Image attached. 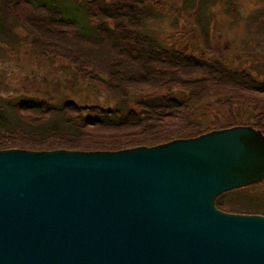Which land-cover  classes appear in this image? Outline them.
I'll list each match as a JSON object with an SVG mask.
<instances>
[{"label": "water", "instance_id": "95a60500", "mask_svg": "<svg viewBox=\"0 0 264 264\" xmlns=\"http://www.w3.org/2000/svg\"><path fill=\"white\" fill-rule=\"evenodd\" d=\"M263 179L247 126L120 152L0 151V264H264V216L214 200Z\"/></svg>", "mask_w": 264, "mask_h": 264}, {"label": "trees", "instance_id": "16d2710c", "mask_svg": "<svg viewBox=\"0 0 264 264\" xmlns=\"http://www.w3.org/2000/svg\"><path fill=\"white\" fill-rule=\"evenodd\" d=\"M210 2L184 0L185 4L183 3L193 11L192 15L204 40L208 38L211 22L207 10ZM82 3L86 9L90 32H85L60 12L34 4L31 0H0V44H5L11 51L26 48L37 56L45 57L50 53H57L58 56L69 59L76 64L77 71L82 72V77L88 83L105 87L106 93L114 99L116 106L105 109L100 106L80 107L64 100L55 104L20 96L1 98L0 136L37 137L40 142L53 137L68 136L76 141L88 129L120 131L131 126H144L145 131H151L153 137L136 142L121 140L117 142H122L118 146H98L87 150L53 149L49 145L39 149H27L28 151L119 152L143 146L154 148L176 140L197 138L210 131L243 127L229 123L208 129L199 121L196 122V119L201 118L195 115L191 119L197 125L192 120H187L192 126L178 131V136H154L157 131L166 128L165 117H171L176 112L182 114L181 111L190 107L191 97L186 99L187 95L173 91L174 88L187 90L192 97L200 95L209 102L222 103H226L222 98V91H215L212 86L223 81H232L237 87L243 86L250 91L264 94V81H258L250 73H239L233 68H227L220 60H204L183 53L174 45L165 46L155 35L146 34L143 31L146 23L164 16L153 0H82ZM17 27L27 31L24 38L16 33ZM50 37H53V41L47 39ZM84 69L90 70L87 72ZM197 74L199 77L195 78ZM207 80H210L207 86L198 84L201 81L205 84L204 81ZM152 86L154 90L151 92L149 90ZM134 93H138L137 96L133 97ZM148 122L147 126L144 125ZM259 125L254 124L251 127L264 135L262 125ZM9 138L7 142L12 141ZM10 149L15 148L0 146V151ZM222 195L224 194L214 199L215 207L219 211L224 212V208L229 206L232 211L249 210L226 205Z\"/></svg>", "mask_w": 264, "mask_h": 264}, {"label": "rangeland", "instance_id": "374dc122", "mask_svg": "<svg viewBox=\"0 0 264 264\" xmlns=\"http://www.w3.org/2000/svg\"><path fill=\"white\" fill-rule=\"evenodd\" d=\"M31 1L34 4H41L60 12L63 17L73 21L85 32H90L82 0ZM153 1L154 5L157 4V9L162 10L164 16L158 20L153 19L147 22L143 29L146 34L155 35L167 47L174 45L183 53L186 52L204 60H220L227 68H233L239 73L242 71L250 73L249 75L258 81H264V0H210L207 10L211 22L206 40L203 39L197 27L192 15L193 11L184 5V0ZM15 30L22 38L27 34V31L19 27ZM52 38L47 39L53 41ZM89 70L84 69L87 72ZM82 75V72L77 71L75 63H71L63 56H58L57 53H50L43 57L35 55L26 48H16V51H11L5 44H0V99L20 96L55 104H60L63 100L70 101L80 107L100 106L108 109L116 106L114 99L106 93L105 87L88 83ZM197 75L195 78L199 77V74ZM204 82L205 84L202 81L198 84L207 86L210 80ZM212 87L215 91H222V98L226 103L209 102L203 96L192 97L187 90L174 88L173 91L187 95L186 99L191 97L189 99L190 107L181 111L182 114L176 112L171 117H165L166 128L157 131L154 136H178V131L187 130L192 126L187 120H192L191 118L195 115L201 118L196 119V122L199 121L208 129L209 127L210 129L219 128L230 123L259 131L251 126L260 124L264 131V94L250 91L243 86L237 87L232 81H223ZM143 90L146 89L143 88ZM153 90L152 86L149 91ZM137 94L134 93L133 97ZM130 100L132 99L130 98ZM135 109L139 111V109ZM192 122L197 125L195 121L192 120ZM147 124L149 122L144 125L147 126ZM259 132L264 140V135L261 131ZM150 133L149 130L145 131L144 126L138 128L131 126V128L120 131L98 128L88 129L87 133L76 141L68 136H59L42 142L37 141L39 139L37 137L9 135L11 138L0 136V146L6 145L15 148L10 150L24 148L22 150L26 151L49 145L53 149L87 150L95 149L98 146H118L122 142L119 144L117 142L121 140L136 142L143 138L153 137ZM7 138L12 141L7 142ZM222 200L226 205L231 204L251 210L232 211L229 206L224 208L226 213L264 216V179L256 184H249L225 192L222 195ZM244 212L251 213L244 214Z\"/></svg>", "mask_w": 264, "mask_h": 264}, {"label": "bare ground", "instance_id": "6f19581e", "mask_svg": "<svg viewBox=\"0 0 264 264\" xmlns=\"http://www.w3.org/2000/svg\"><path fill=\"white\" fill-rule=\"evenodd\" d=\"M233 128V127H232ZM232 128H229V129H232ZM144 147V146H143ZM154 147H156V146H154ZM138 148H140V147H138ZM147 148H149V147H147ZM120 152V151H119ZM228 192V191H227ZM225 193V192H224ZM230 214H233V213H230ZM237 214V213H236ZM235 214V215H236ZM240 215H243V214H240Z\"/></svg>", "mask_w": 264, "mask_h": 264}]
</instances>
